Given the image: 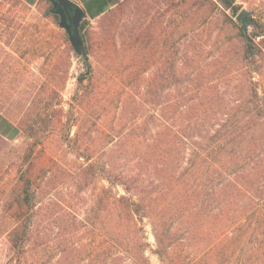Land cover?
<instances>
[{
	"label": "rangeland",
	"instance_id": "374dc122",
	"mask_svg": "<svg viewBox=\"0 0 264 264\" xmlns=\"http://www.w3.org/2000/svg\"><path fill=\"white\" fill-rule=\"evenodd\" d=\"M210 1L216 6L199 0H123L86 24L81 34L93 79L74 101L77 79L87 67L59 27L51 2L29 7L20 0H0V264H99L104 202L132 196L104 180L101 168L141 178L144 198L172 188V174H183L189 145L200 142V132L219 126L235 106L245 104L247 64L237 17L252 13L256 26L248 35L264 49V0H238L237 15ZM170 72L175 77L167 84L162 79ZM253 81L264 97L260 71L253 73ZM42 98L49 135L26 160L35 137L26 131L25 118L43 104ZM167 120L188 132L190 138L183 139L188 149L180 136L166 135ZM190 122L199 126L189 129ZM160 150L168 155L167 166L158 163ZM89 155L92 162L85 159ZM23 166L33 167L37 193L34 211L28 213L33 232L18 253L9 233L16 223L15 189ZM216 181L211 176L201 183L208 182L209 190ZM108 214L109 225L119 220L115 208ZM142 218L146 255L151 264H162L151 219ZM75 248L82 256L73 259Z\"/></svg>",
	"mask_w": 264,
	"mask_h": 264
},
{
	"label": "trees",
	"instance_id": "16d2710c",
	"mask_svg": "<svg viewBox=\"0 0 264 264\" xmlns=\"http://www.w3.org/2000/svg\"><path fill=\"white\" fill-rule=\"evenodd\" d=\"M199 1L216 6L210 0ZM216 1L235 15L240 11L238 0ZM54 17L59 19L58 15ZM88 23L87 20L82 22L81 32ZM237 28L243 42L242 59L247 64L248 98L244 105L235 106L230 118L222 124L204 128L197 136L200 142L189 145L192 153L189 154L188 166L180 176L172 174L176 179L175 185L169 189L162 188L158 194H155L157 191L150 192L144 198L140 196L144 185L141 178L124 177L107 170L106 166L101 168L99 173L104 180L111 185L122 186L132 196L112 197V202H109L110 199L104 202L105 216L103 219L100 216L102 224L98 226L104 242L97 252L99 264H151L146 255L148 242L140 226L144 214L151 219L157 244L155 253L162 264H264V97L253 81L256 70L264 78V49L242 27ZM142 49L144 51L145 47L142 46ZM79 57L84 61L87 72L77 79L74 101L82 97L86 81L93 79L89 56ZM164 75L162 81L167 84L175 77L173 72ZM140 85L136 86L137 90ZM42 99L39 100L44 104L45 98ZM43 104L27 111L24 127L35 140L28 143L30 153L26 160L31 159L35 148L49 135L46 124L48 106ZM177 109L180 111V108ZM188 109L199 112L193 106ZM33 112L36 114L33 115ZM184 112L188 111L184 110L182 114ZM252 120L263 122L251 124ZM158 121L162 126L163 119ZM166 122V135L171 138L180 136L188 149V142L183 140L190 138L188 132L182 131L181 125ZM198 126L196 122H190L188 128ZM165 154L160 150L161 161L158 163L162 167L167 166L169 160ZM85 159L92 162L93 156H85ZM93 166L90 164L87 169L91 170ZM32 172L31 166L21 167L15 189L13 219L16 223L9 236L13 249L18 253L23 251L33 232L29 214L36 206L37 192ZM231 175L235 176L232 178ZM211 176L218 181L206 190L208 182H201ZM164 181L161 180L162 183ZM103 192L111 193L107 189ZM133 197H138V202L133 201ZM110 208H115L119 219L111 225L107 222ZM257 215L260 216L258 221ZM60 253L67 255L65 250ZM78 256H82V251L75 248L73 259Z\"/></svg>",
	"mask_w": 264,
	"mask_h": 264
},
{
	"label": "water",
	"instance_id": "95a60500",
	"mask_svg": "<svg viewBox=\"0 0 264 264\" xmlns=\"http://www.w3.org/2000/svg\"><path fill=\"white\" fill-rule=\"evenodd\" d=\"M53 5V13L59 16V27L66 31L69 41L78 55H87L85 41L81 34V24L86 14L71 0H50ZM243 25L244 32L248 35L249 28L256 26V20L252 13L242 11L237 17Z\"/></svg>",
	"mask_w": 264,
	"mask_h": 264
},
{
	"label": "crops",
	"instance_id": "0c3cea01",
	"mask_svg": "<svg viewBox=\"0 0 264 264\" xmlns=\"http://www.w3.org/2000/svg\"><path fill=\"white\" fill-rule=\"evenodd\" d=\"M23 4L29 7H37L44 0H20ZM77 6H79L86 17L84 20H87L89 23H94L108 12L113 10L118 6L123 0H71Z\"/></svg>",
	"mask_w": 264,
	"mask_h": 264
},
{
	"label": "flooded vegetation",
	"instance_id": "af4514ba",
	"mask_svg": "<svg viewBox=\"0 0 264 264\" xmlns=\"http://www.w3.org/2000/svg\"><path fill=\"white\" fill-rule=\"evenodd\" d=\"M53 10V5H52V3H51V11ZM52 13H53V11H52ZM55 14V13H54ZM55 15H57V14H55Z\"/></svg>",
	"mask_w": 264,
	"mask_h": 264
}]
</instances>
